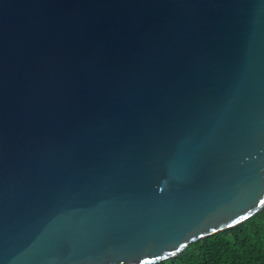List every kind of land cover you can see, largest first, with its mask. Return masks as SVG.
I'll list each match as a JSON object with an SVG mask.
<instances>
[{"label": "water", "instance_id": "1", "mask_svg": "<svg viewBox=\"0 0 264 264\" xmlns=\"http://www.w3.org/2000/svg\"><path fill=\"white\" fill-rule=\"evenodd\" d=\"M264 207V0H0V264H155Z\"/></svg>", "mask_w": 264, "mask_h": 264}, {"label": "trees", "instance_id": "2", "mask_svg": "<svg viewBox=\"0 0 264 264\" xmlns=\"http://www.w3.org/2000/svg\"><path fill=\"white\" fill-rule=\"evenodd\" d=\"M155 264H264V207L240 224L190 243Z\"/></svg>", "mask_w": 264, "mask_h": 264}]
</instances>
